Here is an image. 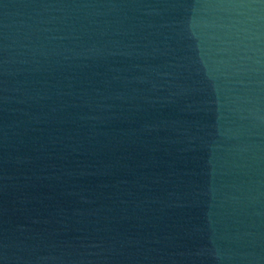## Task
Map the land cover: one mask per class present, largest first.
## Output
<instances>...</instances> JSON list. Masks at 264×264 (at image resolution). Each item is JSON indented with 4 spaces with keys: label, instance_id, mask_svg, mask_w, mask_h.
<instances>
[{
    "label": "water",
    "instance_id": "water-1",
    "mask_svg": "<svg viewBox=\"0 0 264 264\" xmlns=\"http://www.w3.org/2000/svg\"><path fill=\"white\" fill-rule=\"evenodd\" d=\"M0 264H264V0H0Z\"/></svg>",
    "mask_w": 264,
    "mask_h": 264
}]
</instances>
